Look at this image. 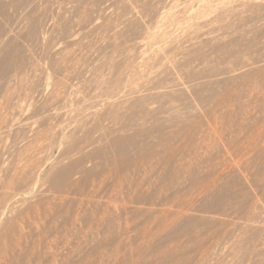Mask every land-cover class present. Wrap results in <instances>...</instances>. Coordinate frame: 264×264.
<instances>
[{
    "label": "rangeland",
    "instance_id": "obj_1",
    "mask_svg": "<svg viewBox=\"0 0 264 264\" xmlns=\"http://www.w3.org/2000/svg\"><path fill=\"white\" fill-rule=\"evenodd\" d=\"M0 264H264V0H0Z\"/></svg>",
    "mask_w": 264,
    "mask_h": 264
}]
</instances>
